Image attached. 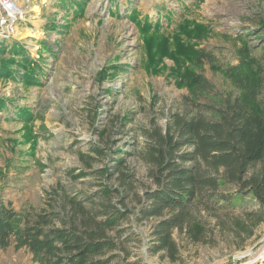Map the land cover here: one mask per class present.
I'll return each instance as SVG.
<instances>
[{
	"label": "rangeland",
	"instance_id": "1",
	"mask_svg": "<svg viewBox=\"0 0 264 264\" xmlns=\"http://www.w3.org/2000/svg\"><path fill=\"white\" fill-rule=\"evenodd\" d=\"M10 2L13 18L3 9ZM25 30L39 36L21 39ZM12 45L25 50L36 81H23L20 68L0 75V201L30 221L49 214L57 228L78 207L98 220L107 206L123 212L107 231L118 244L100 257L108 264H264V224L244 213L257 209L250 197L201 210V243L174 231L175 260L150 252L159 219L140 210L156 173L138 155L144 132L164 130L172 115L215 120L240 96V60L263 69L264 109V0H0V63ZM0 264L38 263L10 245Z\"/></svg>",
	"mask_w": 264,
	"mask_h": 264
},
{
	"label": "trees",
	"instance_id": "2",
	"mask_svg": "<svg viewBox=\"0 0 264 264\" xmlns=\"http://www.w3.org/2000/svg\"><path fill=\"white\" fill-rule=\"evenodd\" d=\"M8 51L12 57L1 61L0 75L15 77L20 68L23 81L35 82L25 50L12 45ZM261 71L255 61L240 60L233 71L240 96L218 111L215 120L176 114L164 130L153 126L144 132L148 143L138 155L155 169L156 188L146 192L148 205L140 215L142 219H159L150 252L175 260L178 246L174 231L191 244L201 243L205 229L198 218L200 211L219 213L242 207L246 197L257 205L256 211L244 212L247 223L253 227L264 224V109L257 100L263 83ZM4 109L0 100V110ZM115 162L121 164V159ZM258 164L261 167L255 171ZM228 187H232L230 192ZM107 207L98 212L100 220L78 207L73 220L57 228L51 226L49 214H38L30 221L28 215L0 201V249L10 245L24 248L38 264H108L112 257H100L118 249V244L107 231L113 230L124 214ZM236 229L246 231L238 223Z\"/></svg>",
	"mask_w": 264,
	"mask_h": 264
},
{
	"label": "bare ground",
	"instance_id": "3",
	"mask_svg": "<svg viewBox=\"0 0 264 264\" xmlns=\"http://www.w3.org/2000/svg\"><path fill=\"white\" fill-rule=\"evenodd\" d=\"M40 1H45V0H40ZM3 6V5H2ZM16 5H11V2L6 6V7H3V9L6 11V12H9V11H12L14 8H15ZM33 11L37 14L39 12L38 8L37 7H34L33 8ZM10 13V12H9ZM10 16L13 18L16 16V14H14V12L10 13ZM18 35L21 37V39H25V38H36L39 36V32L37 31H30V30H25L24 32L22 33H18ZM262 250V254L264 255V246L261 248ZM261 254L258 256V259L259 258H263L264 256H261ZM244 264H249V263H244Z\"/></svg>",
	"mask_w": 264,
	"mask_h": 264
}]
</instances>
